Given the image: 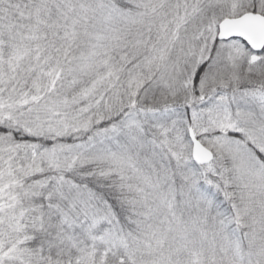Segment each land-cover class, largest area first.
I'll list each match as a JSON object with an SVG mask.
<instances>
[{"label":"snow or ice","instance_id":"6c2138e0","mask_svg":"<svg viewBox=\"0 0 264 264\" xmlns=\"http://www.w3.org/2000/svg\"><path fill=\"white\" fill-rule=\"evenodd\" d=\"M0 264H264V0H0Z\"/></svg>","mask_w":264,"mask_h":264}]
</instances>
